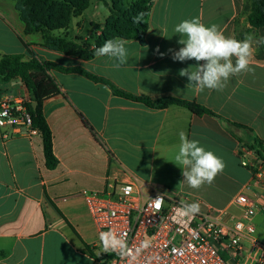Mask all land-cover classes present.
Listing matches in <instances>:
<instances>
[{
	"label": "crops",
	"instance_id": "crops-1",
	"mask_svg": "<svg viewBox=\"0 0 264 264\" xmlns=\"http://www.w3.org/2000/svg\"><path fill=\"white\" fill-rule=\"evenodd\" d=\"M16 1L0 0V57L34 56L103 81L79 72L49 73L59 87L43 104L59 160L54 170L46 167L40 135H14L10 126L0 127V264H95L102 249L84 191L106 192L134 181L145 195L167 192L203 210L227 209L235 218L243 215L235 203L240 194L264 203V185L240 159L243 145L257 139L264 145L262 45H254V71L231 77L222 91L187 87L179 72L196 62L172 59L182 47L174 27L185 19L198 17L240 40L264 36V27L250 26L246 0H154L143 41L126 40L128 62L119 69L108 57L82 60L53 51L43 32L26 34ZM94 29L99 36L102 28ZM113 89L151 101L194 102L213 114L197 115L178 105L152 108ZM6 98L30 100L20 79L0 83V100ZM181 130L225 162L211 185L192 189L183 182L182 166L174 159ZM253 224L256 231L264 229V215H255Z\"/></svg>",
	"mask_w": 264,
	"mask_h": 264
},
{
	"label": "built area",
	"instance_id": "built-area-1",
	"mask_svg": "<svg viewBox=\"0 0 264 264\" xmlns=\"http://www.w3.org/2000/svg\"><path fill=\"white\" fill-rule=\"evenodd\" d=\"M29 103L25 98L0 100V127L10 126L14 135H39L32 126ZM3 137L10 136L4 133ZM240 159L243 167L253 171L255 181L264 185V163L255 153L244 147ZM83 195L98 237L111 230L123 236L128 246L124 255L105 252L99 239L102 252L95 264H264V244L255 239L253 224L255 215H264V203L257 204L245 194L235 199L243 211L241 218L227 209H200L193 217H181L178 209L188 202L163 191L145 195L134 181ZM158 196L163 198L159 205Z\"/></svg>",
	"mask_w": 264,
	"mask_h": 264
},
{
	"label": "trees",
	"instance_id": "trees-1",
	"mask_svg": "<svg viewBox=\"0 0 264 264\" xmlns=\"http://www.w3.org/2000/svg\"><path fill=\"white\" fill-rule=\"evenodd\" d=\"M154 0H134L125 6L123 0H112L109 6L110 14L99 36L90 35V39L77 38L69 40L68 36H49L58 31H68L72 18L80 17L89 7V0H17L16 10L20 19L25 24V33L45 34L46 46L66 56L90 60L95 57V51L106 40L117 37L125 40L136 39L143 41L149 25L148 20ZM245 11L248 12V21L251 27H264V0H246ZM143 14L139 23H134L133 18ZM79 40V41H77ZM261 57L264 59V45L261 46ZM52 70L64 72H79L90 79L103 81L95 75L77 68H64L54 62L41 60L36 57L26 60L25 55H4L0 57V83H9L20 79L29 92L30 103L27 109L32 118V126L43 140V150L46 167L54 170L59 160L54 153L53 133L47 122L43 104L45 100L59 93V87L51 78ZM122 97L142 102L152 108H167L178 105L189 109L197 115L213 114L202 106L175 98H163L156 101L144 97H135L128 93L113 89ZM33 103H37L36 107ZM243 147L255 153L257 158L264 163V145L260 140H255L252 145Z\"/></svg>",
	"mask_w": 264,
	"mask_h": 264
},
{
	"label": "clouds",
	"instance_id": "clouds-1",
	"mask_svg": "<svg viewBox=\"0 0 264 264\" xmlns=\"http://www.w3.org/2000/svg\"><path fill=\"white\" fill-rule=\"evenodd\" d=\"M142 15L134 17L133 22L139 23ZM174 32L181 37L178 44L182 47L172 53V59L196 62L194 66L181 69L179 75L187 77V87L194 88L198 93L206 89L222 91L231 77L253 72L254 45H264V36L257 38L249 34L242 40L236 39L226 36L216 24L205 25L198 17L181 21L174 27ZM126 44L127 41L120 37L109 39L94 54L97 58L108 57L114 61L113 67L119 69L128 62ZM178 135L179 146L174 159L182 166L183 182L192 189L211 185L223 172L225 162L202 146L199 140L189 139L185 131L181 130ZM162 199L159 196L155 199L157 205ZM199 212L197 202L185 203L178 209L181 217H193ZM99 239L105 252L115 251L124 255L128 250L126 239L114 231L101 232Z\"/></svg>",
	"mask_w": 264,
	"mask_h": 264
},
{
	"label": "rangeland",
	"instance_id": "rangeland-1",
	"mask_svg": "<svg viewBox=\"0 0 264 264\" xmlns=\"http://www.w3.org/2000/svg\"><path fill=\"white\" fill-rule=\"evenodd\" d=\"M133 1L134 0H123L125 6L130 5ZM111 3L112 0H89L88 9L82 14V16L72 18L68 31H58L56 34L60 37L67 35L69 40H76L77 38L85 40L84 37L81 36H88L91 32L95 33V27L100 29L103 28L106 22V17L110 13L109 6ZM88 39H90V37H88ZM52 59L59 64H70V62L66 61L65 58L52 57ZM254 237L260 243L264 244V229H258L254 234ZM245 244L246 247H249L250 245L248 242ZM223 257L225 260L229 259L227 255L223 254Z\"/></svg>",
	"mask_w": 264,
	"mask_h": 264
},
{
	"label": "water",
	"instance_id": "water-1",
	"mask_svg": "<svg viewBox=\"0 0 264 264\" xmlns=\"http://www.w3.org/2000/svg\"><path fill=\"white\" fill-rule=\"evenodd\" d=\"M37 103H33V106L36 107Z\"/></svg>",
	"mask_w": 264,
	"mask_h": 264
}]
</instances>
